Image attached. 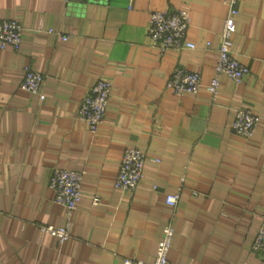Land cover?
<instances>
[{
  "label": "crops",
  "instance_id": "0c3cea01",
  "mask_svg": "<svg viewBox=\"0 0 264 264\" xmlns=\"http://www.w3.org/2000/svg\"><path fill=\"white\" fill-rule=\"evenodd\" d=\"M237 7L231 50L249 74L219 75L212 102L204 86L177 96L165 82L177 67L212 78L222 0H0V20L23 27L21 45L0 50V264L149 261L166 222L167 264H263L250 245L264 212V0ZM178 9L195 48L160 52L147 37L150 13ZM26 66L42 74L43 100L20 87ZM100 77L111 94L90 133L76 109ZM243 107L261 117L247 137L229 129ZM127 147L145 153L132 192L114 186ZM53 168L83 171L63 243L39 232L68 218L48 186ZM177 188L172 208L164 196Z\"/></svg>",
  "mask_w": 264,
  "mask_h": 264
},
{
  "label": "built area",
  "instance_id": "2783aa9c",
  "mask_svg": "<svg viewBox=\"0 0 264 264\" xmlns=\"http://www.w3.org/2000/svg\"><path fill=\"white\" fill-rule=\"evenodd\" d=\"M238 0H222L226 13L219 31V46L214 67V74L207 83H203L201 76L185 68H175L165 82V87L171 89L173 94H195L204 86L214 102L219 88V75H225L235 83H240L248 74V67L236 59L231 50V40L236 32V20L239 15ZM189 14L188 10L178 9L173 12L154 10L150 13L147 26V37L160 52L170 49H194L195 44L188 38ZM49 33L53 30L49 29ZM23 27L15 19L0 20V50L7 46L18 48L22 42ZM59 38L66 40L67 36L59 34ZM209 44L208 42L206 43ZM43 76L29 67L24 68L20 87L43 100ZM110 83L104 77L97 78L92 87L82 96L76 116L84 122L90 133H95L105 119L106 110L110 99ZM260 115L249 107L236 109L229 124V129L242 137L250 136L255 126L260 121ZM145 153L138 147H127L123 150L114 182L116 188L123 191H134L143 177ZM83 178L82 170L53 168L49 177L48 186L54 191V202L62 206L67 215L63 226L46 224L39 226L41 234H49L59 243L71 237L70 216L77 208L80 199V187ZM181 177L180 181L183 182ZM98 196H93V203L98 202ZM179 201V188L167 192L164 202L175 208ZM161 235L157 240L154 256L151 260L124 259L123 264H167L168 251L172 245L174 228L170 222L161 227ZM251 248L258 252L264 264V212L260 218L259 226L251 241Z\"/></svg>",
  "mask_w": 264,
  "mask_h": 264
}]
</instances>
